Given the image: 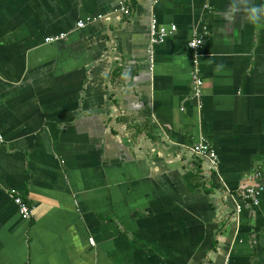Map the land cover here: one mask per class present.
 I'll list each match as a JSON object with an SVG mask.
<instances>
[{
    "label": "crops",
    "instance_id": "0c3cea01",
    "mask_svg": "<svg viewBox=\"0 0 264 264\" xmlns=\"http://www.w3.org/2000/svg\"><path fill=\"white\" fill-rule=\"evenodd\" d=\"M253 8L264 0H0V264H264V187L258 205L241 195L264 185ZM153 19L177 27L157 45ZM204 140L217 170L193 149Z\"/></svg>",
    "mask_w": 264,
    "mask_h": 264
},
{
    "label": "built area",
    "instance_id": "2783aa9c",
    "mask_svg": "<svg viewBox=\"0 0 264 264\" xmlns=\"http://www.w3.org/2000/svg\"><path fill=\"white\" fill-rule=\"evenodd\" d=\"M123 11L125 14H129L130 10L126 7H123ZM84 22L80 21L79 26H83ZM177 27L175 25H172L170 28L166 26H161L156 19H153L151 21L150 25V42L152 45H157L160 43L165 42L167 37L176 30ZM65 37V34H60L58 36H51L47 37V42H52L58 39H62ZM203 44V36L196 34L190 41L188 42V46L192 51V62H193V69H192V82H193V91L194 96L197 98H200L202 94V87H203V79L201 77V71L199 66V60H200V49ZM0 139H2V135L0 134ZM194 151L203 157H206L212 168L218 169L219 164V155L216 151V149L209 144L207 141H201L194 145L193 147ZM262 177L261 171H255L250 177L249 181H258ZM261 183V182H259ZM262 187L264 185H256L254 183H248L244 186V188L241 191L242 199L244 202H248L251 205H258L260 202V195L262 191ZM15 203L17 204L21 215L28 219L32 215V209L29 206V204L24 200L23 197L17 196L15 197ZM243 209L242 203L237 206L238 212H240Z\"/></svg>",
    "mask_w": 264,
    "mask_h": 264
},
{
    "label": "clouds",
    "instance_id": "9594fccd",
    "mask_svg": "<svg viewBox=\"0 0 264 264\" xmlns=\"http://www.w3.org/2000/svg\"><path fill=\"white\" fill-rule=\"evenodd\" d=\"M252 11L253 12H256V11H264V8H253Z\"/></svg>",
    "mask_w": 264,
    "mask_h": 264
}]
</instances>
